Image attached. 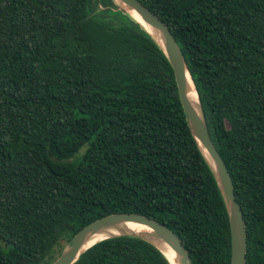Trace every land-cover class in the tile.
Returning <instances> with one entry per match:
<instances>
[{"label":"trees","instance_id":"1","mask_svg":"<svg viewBox=\"0 0 264 264\" xmlns=\"http://www.w3.org/2000/svg\"><path fill=\"white\" fill-rule=\"evenodd\" d=\"M169 28L264 264V0H138ZM115 213L173 231L191 264H230L220 191L173 70L113 0H0V264H49ZM74 264H170L131 237Z\"/></svg>","mask_w":264,"mask_h":264},{"label":"water","instance_id":"2","mask_svg":"<svg viewBox=\"0 0 264 264\" xmlns=\"http://www.w3.org/2000/svg\"><path fill=\"white\" fill-rule=\"evenodd\" d=\"M113 1L151 36L167 58L173 70L187 126L214 176L224 201L230 227V264H245L247 243L243 213L236 201L228 169L210 137L196 88L179 45L166 24L138 0ZM128 11H133L139 20L131 16ZM190 81L195 89L197 101L189 98ZM128 224H138L146 230L133 231L129 229ZM115 237H131L148 242L172 264L161 249V247H166L174 254L177 264H191L187 250L173 231L151 218L132 213L110 214L85 226L64 245L59 256L49 264H74L86 250L96 243Z\"/></svg>","mask_w":264,"mask_h":264},{"label":"bare ground","instance_id":"3","mask_svg":"<svg viewBox=\"0 0 264 264\" xmlns=\"http://www.w3.org/2000/svg\"><path fill=\"white\" fill-rule=\"evenodd\" d=\"M129 14L131 16H133L134 18H136L137 20H139V17L133 12V11H128ZM190 93H189V98L191 100L197 101V96L195 94V89L193 87V84L190 81ZM129 229L133 230V231H144L146 230L145 227L138 225V224H128ZM162 251L165 253V255L167 256V258L170 260V262L172 264H177L174 260V254L166 247H161Z\"/></svg>","mask_w":264,"mask_h":264}]
</instances>
